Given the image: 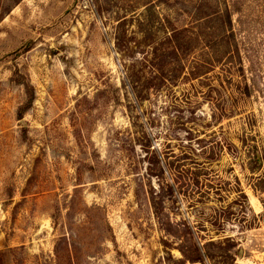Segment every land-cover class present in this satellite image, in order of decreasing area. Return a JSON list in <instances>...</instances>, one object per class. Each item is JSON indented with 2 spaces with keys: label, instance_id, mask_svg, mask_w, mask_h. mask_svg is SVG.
<instances>
[{
  "label": "rangeland",
  "instance_id": "obj_1",
  "mask_svg": "<svg viewBox=\"0 0 264 264\" xmlns=\"http://www.w3.org/2000/svg\"><path fill=\"white\" fill-rule=\"evenodd\" d=\"M0 264H264V0H0Z\"/></svg>",
  "mask_w": 264,
  "mask_h": 264
},
{
  "label": "trees",
  "instance_id": "obj_2",
  "mask_svg": "<svg viewBox=\"0 0 264 264\" xmlns=\"http://www.w3.org/2000/svg\"><path fill=\"white\" fill-rule=\"evenodd\" d=\"M165 22H160V27L161 29L165 30L167 26L166 19L164 20ZM167 30V29H166ZM191 36L189 35V30L183 26V28L179 29H173L170 31V34L165 37L164 43L165 46L160 48L158 46H154L151 50L150 55L146 54L144 55L141 60L138 58L136 60L139 64L143 65V68H147L144 64L150 63V66L148 67V72L150 73V77H146L143 75L142 72L144 70H134L136 62L131 65L130 69H127V78L129 80V85L131 87V92L134 94L138 100H144L145 99V94L146 91L150 89V86L153 81L152 80H159V82L165 83L168 81L167 79L172 78V76H167L166 71L172 67L177 66L179 69V72H184L186 69V65L184 63V58L186 57L187 50L183 49V43L184 44H189L192 39L190 38ZM173 55L175 56V61L173 64L168 65V59L169 56ZM161 63L160 65L157 64ZM175 64V65H174ZM167 67V68H165ZM130 70V72H129ZM167 77V79H166ZM196 144L200 149L205 148L204 146V141L201 140H196ZM218 146V145H217ZM253 155V161L254 163H259V155L256 152H252ZM184 159H188L184 155ZM165 166V167H164ZM188 166V165H186ZM167 171L171 175H174L173 180L175 179L177 181H180L181 179L185 178V180H188V184L193 185L192 187L194 188L195 186L198 187L201 184L200 178L202 173L200 171L194 172L190 168H184V166L181 164L180 160L175 159L174 161L169 162L168 164L164 165L162 164V175ZM176 194V187L175 184H166L163 186L161 184V188L159 187V191L156 193L155 191L152 190L150 193V204L152 205V208L154 209V212L157 214V211L159 210V203L155 202L162 200L164 195L166 197L171 198L173 194ZM241 197L244 199V195L240 194ZM182 257L189 262H194V261H199V258H189L187 253L181 251Z\"/></svg>",
  "mask_w": 264,
  "mask_h": 264
}]
</instances>
